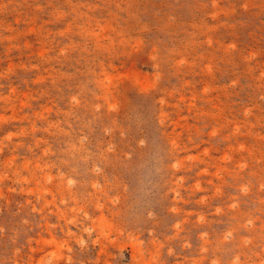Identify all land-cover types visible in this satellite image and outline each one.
<instances>
[{"label":"rangeland","instance_id":"374dc122","mask_svg":"<svg viewBox=\"0 0 264 264\" xmlns=\"http://www.w3.org/2000/svg\"><path fill=\"white\" fill-rule=\"evenodd\" d=\"M0 264H264V0H0Z\"/></svg>","mask_w":264,"mask_h":264}]
</instances>
